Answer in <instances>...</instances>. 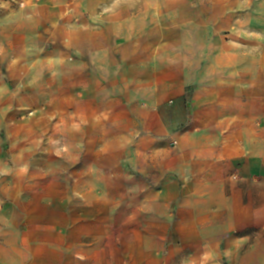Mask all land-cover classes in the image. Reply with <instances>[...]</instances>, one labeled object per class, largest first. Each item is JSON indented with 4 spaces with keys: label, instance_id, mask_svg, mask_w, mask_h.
<instances>
[{
    "label": "crops",
    "instance_id": "obj_1",
    "mask_svg": "<svg viewBox=\"0 0 264 264\" xmlns=\"http://www.w3.org/2000/svg\"><path fill=\"white\" fill-rule=\"evenodd\" d=\"M170 24L133 36L118 23L63 35L67 51L84 57L74 66L75 94L104 109L140 104L142 134L123 165L148 183L132 189L137 200L116 217L108 205L73 206L83 211L68 219L65 236L17 264H161L166 247L167 264H177L187 254L218 261L264 248V77L220 76L213 46L190 61Z\"/></svg>",
    "mask_w": 264,
    "mask_h": 264
},
{
    "label": "rangeland",
    "instance_id": "obj_2",
    "mask_svg": "<svg viewBox=\"0 0 264 264\" xmlns=\"http://www.w3.org/2000/svg\"><path fill=\"white\" fill-rule=\"evenodd\" d=\"M167 22L190 61L213 46L220 76L264 77V0H0V264H17L23 252L31 258L47 247L42 242L65 236L68 219L83 211L73 206L108 205L112 217L128 212L137 200L132 189L148 183L123 165L142 134L140 104L104 109L75 94L74 66L84 57L67 51L63 35L118 23L133 36ZM128 126L136 131H123ZM194 259L187 254L177 264H264V248Z\"/></svg>",
    "mask_w": 264,
    "mask_h": 264
}]
</instances>
